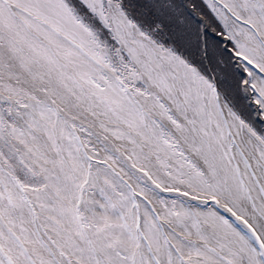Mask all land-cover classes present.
Listing matches in <instances>:
<instances>
[{
  "label": "snow or ice",
  "instance_id": "1",
  "mask_svg": "<svg viewBox=\"0 0 264 264\" xmlns=\"http://www.w3.org/2000/svg\"><path fill=\"white\" fill-rule=\"evenodd\" d=\"M0 264H264V0H0Z\"/></svg>",
  "mask_w": 264,
  "mask_h": 264
}]
</instances>
